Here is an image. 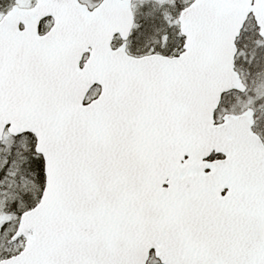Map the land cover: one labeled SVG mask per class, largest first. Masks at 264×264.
<instances>
[{"label":"snow or ice","instance_id":"1","mask_svg":"<svg viewBox=\"0 0 264 264\" xmlns=\"http://www.w3.org/2000/svg\"><path fill=\"white\" fill-rule=\"evenodd\" d=\"M0 264H264V0H0Z\"/></svg>","mask_w":264,"mask_h":264}]
</instances>
